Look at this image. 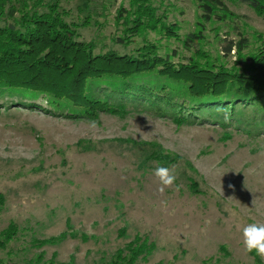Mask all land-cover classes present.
<instances>
[{
    "label": "rangeland",
    "instance_id": "obj_1",
    "mask_svg": "<svg viewBox=\"0 0 264 264\" xmlns=\"http://www.w3.org/2000/svg\"><path fill=\"white\" fill-rule=\"evenodd\" d=\"M154 1L180 23L181 33L195 29L196 0ZM222 1L241 17L249 41L264 34V19L250 7ZM61 4L68 20L92 18L80 29L84 39L110 45L117 11L130 0ZM213 27L205 48L215 54ZM28 103L43 109L23 106ZM0 107V194L6 198L0 233L13 223L20 228L17 240L0 248V264H27L40 254L61 264L109 261L137 237L155 244L138 264H264L245 250L242 236L248 224H264V132L179 126L144 112L71 119L41 98L9 94L0 97ZM151 143L177 157L164 166H175L177 179L163 193L154 175L163 165L151 157ZM63 233L68 238L58 246L35 245Z\"/></svg>",
    "mask_w": 264,
    "mask_h": 264
},
{
    "label": "trees",
    "instance_id": "obj_2",
    "mask_svg": "<svg viewBox=\"0 0 264 264\" xmlns=\"http://www.w3.org/2000/svg\"><path fill=\"white\" fill-rule=\"evenodd\" d=\"M236 1L264 19V0ZM195 2L201 13L195 29L183 34L180 23L170 20L154 0H130L129 7L117 11L109 45L84 39L80 29L92 25V18L88 14L80 23L68 20L61 0H0V97L41 98L71 119L144 112L179 126L208 123L261 135L264 34L256 36L255 46L241 27V17L222 0ZM210 27L220 46L215 54L205 48ZM23 106L43 109L35 103ZM150 148L161 165L176 162L162 146L151 143ZM5 204L0 194V212ZM19 231L16 223L3 230L0 248L17 240ZM67 238L63 233L35 240V245L58 246ZM154 251V243L137 237L115 258L93 264H138ZM27 264L61 263L40 254ZM65 264L77 262L71 258Z\"/></svg>",
    "mask_w": 264,
    "mask_h": 264
},
{
    "label": "clouds",
    "instance_id": "obj_3",
    "mask_svg": "<svg viewBox=\"0 0 264 264\" xmlns=\"http://www.w3.org/2000/svg\"><path fill=\"white\" fill-rule=\"evenodd\" d=\"M234 51L235 49H233ZM174 167L160 166L155 169L154 175L160 183L159 191L161 193L164 192L165 188H170L175 184L177 177L173 171ZM242 236L245 250L264 259V224H248L243 228Z\"/></svg>",
    "mask_w": 264,
    "mask_h": 264
}]
</instances>
